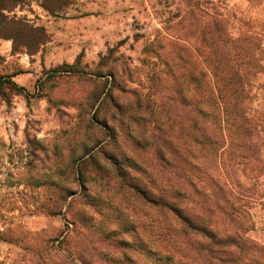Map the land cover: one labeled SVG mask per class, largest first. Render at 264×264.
<instances>
[{
  "label": "trees",
  "instance_id": "obj_1",
  "mask_svg": "<svg viewBox=\"0 0 264 264\" xmlns=\"http://www.w3.org/2000/svg\"><path fill=\"white\" fill-rule=\"evenodd\" d=\"M195 17L192 43L185 31L146 42L143 63L156 66L145 74L114 49L95 73L79 61L49 73L100 85L82 103L94 113L75 129L80 153L63 154L52 212L89 246L80 264H118L98 244L124 264H264V244L249 235L253 188L238 179L264 177V35L245 18L234 35L226 15ZM16 75H0V94L24 91Z\"/></svg>",
  "mask_w": 264,
  "mask_h": 264
},
{
  "label": "rangeland",
  "instance_id": "obj_2",
  "mask_svg": "<svg viewBox=\"0 0 264 264\" xmlns=\"http://www.w3.org/2000/svg\"><path fill=\"white\" fill-rule=\"evenodd\" d=\"M6 6L0 13V75L17 74L12 79L24 91L7 87L0 94V264H80L78 253H88L89 246L77 244L72 224L52 212L60 194L56 184L69 163L65 155L71 149L80 153L82 137L75 129L94 113L82 103L100 85L49 73L77 61L95 73L100 59L114 49L124 67L145 74L156 66L143 63L146 42L185 31L192 43L195 16L203 12L226 15L234 35L242 28L239 18L264 35V0H6ZM257 81L264 84V74ZM238 179L253 188L255 228L249 235L262 242L264 177L254 186ZM69 184L80 193L79 186ZM94 248L124 264L117 253L99 244Z\"/></svg>",
  "mask_w": 264,
  "mask_h": 264
},
{
  "label": "crops",
  "instance_id": "obj_3",
  "mask_svg": "<svg viewBox=\"0 0 264 264\" xmlns=\"http://www.w3.org/2000/svg\"><path fill=\"white\" fill-rule=\"evenodd\" d=\"M261 243H263V244H264V241H262Z\"/></svg>",
  "mask_w": 264,
  "mask_h": 264
}]
</instances>
